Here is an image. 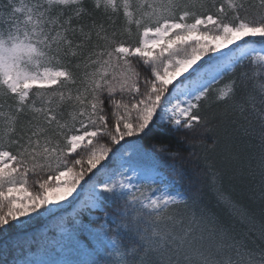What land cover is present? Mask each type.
<instances>
[{
  "label": "snow or ice",
  "instance_id": "1",
  "mask_svg": "<svg viewBox=\"0 0 264 264\" xmlns=\"http://www.w3.org/2000/svg\"><path fill=\"white\" fill-rule=\"evenodd\" d=\"M77 3L0 8V95L16 105L0 134V235L15 236L0 255L24 254L11 264H264V220L257 228L231 206L255 229L261 243L252 247L198 192L174 187L165 169L181 174L178 153L144 143L154 128L183 129L228 152L243 129L259 139L264 183V47H255L264 0H97L106 14L123 10L135 42L51 16ZM226 75L216 101L239 94V103L210 114L209 92ZM33 249L42 256L30 258Z\"/></svg>",
  "mask_w": 264,
  "mask_h": 264
},
{
  "label": "trees",
  "instance_id": "2",
  "mask_svg": "<svg viewBox=\"0 0 264 264\" xmlns=\"http://www.w3.org/2000/svg\"><path fill=\"white\" fill-rule=\"evenodd\" d=\"M209 2L211 3L212 0H209ZM221 2L226 4L228 0H221ZM246 2L258 5L259 0H246ZM6 3L7 0H0V8ZM96 3L97 0H79L77 4L58 5L53 8L51 16L61 23L71 17L72 26L76 28L87 26L85 31L93 24H96L97 27L103 24L110 31L115 28L123 32L122 39L132 42L138 39L134 24L130 26L131 35L128 34L129 25L123 16L122 9L116 14L111 13V11L106 14L103 8H96ZM121 3L122 1L119 0L117 4ZM77 13H79V18ZM69 36L74 45L80 43L78 33L76 35L69 33ZM263 44L264 40L256 39L255 47ZM73 51H75V47ZM70 58L71 52L67 57L61 58V63L67 64ZM230 81L231 76L226 75L209 92L207 104L209 105L208 112L210 114L212 112L219 113L225 108L231 112L232 106L239 103V94L235 101L228 100L227 104L216 101V97L219 95L218 90L229 85ZM254 83L253 81L252 84ZM252 84H250L249 90L253 91L254 95L259 96V88L253 89ZM35 91L36 89H33V93ZM36 106H39V102ZM15 107L13 99L0 95V113L5 114L0 116V134L4 131L5 117L11 115ZM23 122L24 118L21 117V123ZM206 136L207 134L201 138L199 135L183 129L174 131L158 127L149 133L144 143L145 146L153 143L166 144L170 152L178 153L176 170L181 174L175 175V173H169L165 169V173L173 179L174 186L188 195L198 192L204 205H207L225 223L232 225L236 233L247 237L252 247H256L261 242L257 239L255 229L248 223L242 222L240 216L234 215V209L231 206L235 205L240 210L251 214L257 228L264 220V183H262L259 168V139L255 135L245 134L241 129L234 147L230 151L224 152L220 147L213 149ZM161 160L168 162V158L164 156H161ZM213 172L216 173L215 176H213ZM44 224V220L33 223L28 230L29 236L38 235L43 230ZM250 229L252 230L250 231ZM14 236L15 232L0 235V248L3 247L5 241L11 242V238ZM12 255L21 259L24 256L19 251ZM12 255H0V264H4L6 260L11 264ZM29 256L30 258H33V256L40 257L42 252L33 249ZM257 259H259V253Z\"/></svg>",
  "mask_w": 264,
  "mask_h": 264
},
{
  "label": "rangeland",
  "instance_id": "3",
  "mask_svg": "<svg viewBox=\"0 0 264 264\" xmlns=\"http://www.w3.org/2000/svg\"><path fill=\"white\" fill-rule=\"evenodd\" d=\"M118 1L119 0H116V3H118ZM120 1H122V0H120ZM257 48H261V47H264V44L263 45H257L256 46ZM201 63H203V61H201ZM257 63H259V62H257ZM175 188H178V187H176V186H174ZM78 192H79V188H78ZM74 196H75V194H74Z\"/></svg>",
  "mask_w": 264,
  "mask_h": 264
}]
</instances>
